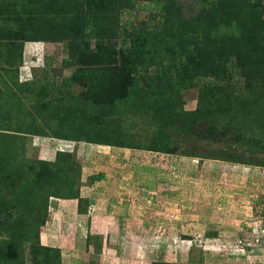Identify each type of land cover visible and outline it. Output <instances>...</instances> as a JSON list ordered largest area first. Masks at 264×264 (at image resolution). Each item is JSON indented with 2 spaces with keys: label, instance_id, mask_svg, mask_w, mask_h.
<instances>
[{
  "label": "trees",
  "instance_id": "16d2710c",
  "mask_svg": "<svg viewBox=\"0 0 264 264\" xmlns=\"http://www.w3.org/2000/svg\"><path fill=\"white\" fill-rule=\"evenodd\" d=\"M29 1L0 0V20L15 19L21 41L67 40L63 64L77 69L62 85L46 70L12 86L0 71V264H63L61 249L41 242L51 200L79 199L81 212L87 201L74 151L29 156L31 136L165 154L178 153L183 139L209 141L227 146L181 154L245 162L249 152L248 163L264 164V0H197L191 14L181 0H158L160 22L131 28L121 16L138 0ZM2 31L12 30L0 23ZM6 64L10 56L0 55L5 74ZM76 84L85 91L64 92ZM193 88L189 110L183 91ZM145 118L154 126L147 144L127 126Z\"/></svg>",
  "mask_w": 264,
  "mask_h": 264
},
{
  "label": "rangeland",
  "instance_id": "374dc122",
  "mask_svg": "<svg viewBox=\"0 0 264 264\" xmlns=\"http://www.w3.org/2000/svg\"><path fill=\"white\" fill-rule=\"evenodd\" d=\"M156 1L138 0L135 9L121 16L124 25L131 28L160 22ZM181 2L186 14L198 11L192 5L197 0ZM61 62L47 74L58 85L77 69ZM44 75L42 69L34 71L35 80ZM63 90L80 94L85 88L76 84ZM183 96L185 108L195 109L199 88L185 90ZM149 121L135 119L127 125L145 144L154 128ZM51 142L74 151L82 164V176L94 172L107 177L95 182L93 188L91 174L86 182L82 180V187L90 186L85 194H100V212L117 217L122 231L115 244L126 259L121 264H154L157 260L174 264H264V164L248 163L249 152L245 162H232L181 154L195 149L206 156L227 146L209 141L183 139L178 142V153L165 154L35 135L29 137V156L51 158L43 146ZM257 158L264 160V155ZM96 244L101 250V241Z\"/></svg>",
  "mask_w": 264,
  "mask_h": 264
},
{
  "label": "crops",
  "instance_id": "0c3cea01",
  "mask_svg": "<svg viewBox=\"0 0 264 264\" xmlns=\"http://www.w3.org/2000/svg\"><path fill=\"white\" fill-rule=\"evenodd\" d=\"M27 1L30 3L29 0ZM0 21L1 26L7 25V27H10L12 30L10 32L2 31L0 33V55L10 56V60L12 61L11 66L6 64V69L8 70L7 74L4 73L2 67H0V71H2L7 78L11 77L9 81H11L12 86L14 79L17 80L18 83L35 80L34 71L36 69L49 71L51 68L59 67L61 61V64L64 65L63 62L69 55L67 40L55 41V39L48 37L38 40L21 41L19 34L14 32V30L19 27L15 19H12L10 24H5L3 19ZM21 42L23 43V63L20 65L17 56L20 52ZM14 60H16L15 65L13 63ZM2 83L1 85L3 86ZM44 138H54L58 139L60 142L66 140L55 137ZM90 144L111 149H132L95 143ZM43 146L45 154L49 155V157L51 156V158L45 156H39V158L47 160H54L59 150L72 151V149L69 148L57 147L59 143L54 145L51 142ZM92 173L94 172H90L89 174L84 173L82 180L86 182L88 176ZM92 175L99 176L97 181L107 178L103 173ZM95 182L90 184L93 186ZM85 188H90V186L84 185L81 187V196L87 200L83 204L84 209L82 212L79 210V199L53 198L51 200L49 219L46 225L42 227L41 231L42 244L60 248L63 264H116V261H120L121 264L122 261L125 262L126 259L123 255V251L118 249L115 244L117 241V234L122 231L117 217L110 212H100V194L94 192L85 194ZM99 241H101V250H97L98 245L96 242Z\"/></svg>",
  "mask_w": 264,
  "mask_h": 264
}]
</instances>
